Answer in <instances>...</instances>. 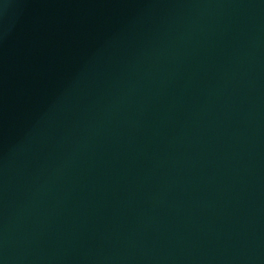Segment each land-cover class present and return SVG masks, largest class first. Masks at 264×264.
<instances>
[{
    "label": "water",
    "instance_id": "95a60500",
    "mask_svg": "<svg viewBox=\"0 0 264 264\" xmlns=\"http://www.w3.org/2000/svg\"><path fill=\"white\" fill-rule=\"evenodd\" d=\"M0 264H264V0H0Z\"/></svg>",
    "mask_w": 264,
    "mask_h": 264
}]
</instances>
